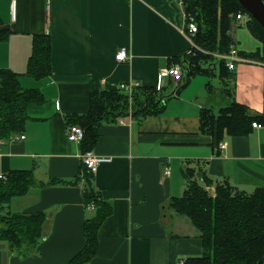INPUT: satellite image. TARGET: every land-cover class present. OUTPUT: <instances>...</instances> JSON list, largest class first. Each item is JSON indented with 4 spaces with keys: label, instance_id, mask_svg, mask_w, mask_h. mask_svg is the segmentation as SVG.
Segmentation results:
<instances>
[{
    "label": "crops",
    "instance_id": "crops-1",
    "mask_svg": "<svg viewBox=\"0 0 264 264\" xmlns=\"http://www.w3.org/2000/svg\"><path fill=\"white\" fill-rule=\"evenodd\" d=\"M12 1L0 0V28L9 31L0 38V68L20 73V85L38 89L42 101L27 106L21 130L0 136V174L31 170L39 182L10 197L5 211H42L47 218L38 247L20 252L0 238V264H67L85 245L84 221L95 213V206L86 205L88 188L112 211L84 264H180L201 255L199 231L171 201L184 193L186 169L204 174L212 195L216 183L224 181L245 192L264 188V123L245 133L224 130L219 138L200 129L203 108L217 115L229 103L221 92L225 81L236 102L264 115V61L237 62L224 71L211 60L201 62L210 69L200 71L205 78L200 87L195 73L186 76L191 41L181 0H14V17ZM244 24L232 23L234 45L245 52L261 50ZM242 32L252 45L241 42ZM41 33L49 36V71L25 74L33 35ZM120 48L127 50L124 61L115 58ZM176 62L182 64L183 79L178 87L164 79L157 95L166 96L161 112H128L99 122L91 149L110 158L88 178L79 155L86 141L68 140V125L90 110L94 93L122 83L138 84L135 90L155 87L158 71ZM222 142L225 147L219 148Z\"/></svg>",
    "mask_w": 264,
    "mask_h": 264
},
{
    "label": "trees",
    "instance_id": "trees-1",
    "mask_svg": "<svg viewBox=\"0 0 264 264\" xmlns=\"http://www.w3.org/2000/svg\"><path fill=\"white\" fill-rule=\"evenodd\" d=\"M185 12L195 17L198 31L194 36L195 43L203 48L195 55L187 56V76L196 72L209 70L202 63L210 61L213 67L225 69L224 61L217 59L209 52H228L234 45L229 33L238 12H244L249 18L244 22L251 35L264 43V29L238 2V0H181ZM264 1V0H263ZM197 2V3H196ZM3 22L0 19V26ZM9 31L0 28V38ZM219 34V36H218ZM239 54L254 60L264 61V44L260 48ZM210 58V59H209ZM50 63V41L48 34H34L32 51L28 59L25 74L40 76L48 73ZM222 73V72H221ZM230 77L227 73L221 76ZM20 73L8 68H0V136H8L11 132L23 128L28 118L27 106L30 103L42 101L38 89H24L19 82ZM178 90L177 88L175 89ZM155 87L143 88L141 94L133 97L135 109L130 111L117 110L122 96L128 102V95L121 89H105L94 93L91 98V108L86 114L70 124H79L85 135L82 142L91 148L94 142V130L102 119L114 118L131 112L143 116L157 114L164 108L165 98L157 96ZM222 94L230 98L229 103L220 108L217 115L211 109L203 108L200 113V129L211 135H219L226 130L231 134L245 133L252 122L264 123V115L251 114L247 107L236 102L229 94V89H221ZM169 94L167 97H170ZM117 108L111 111L109 106ZM259 122V123H261ZM261 123V124H262ZM87 131V132H86ZM81 142V143H82ZM84 166V165H83ZM85 168V167H84ZM88 178L91 173L86 171ZM185 170L187 185L183 195L173 198L171 207L189 217L202 239V253L191 256L180 264H264V188L258 187L252 192H245L227 181L216 183L214 194L206 188L209 179L203 174L189 173ZM202 181V182H201ZM204 183V184H203ZM31 170H14L0 178V238H4L13 248L25 252L32 247H38L43 237L46 214L42 211L11 214L5 211V204L14 195H22L31 186L38 185ZM206 184V185H205ZM86 205L93 203L95 213L84 221L83 233L85 245L76 252L67 264H84L95 253L97 231L112 207L102 199L98 192L87 190Z\"/></svg>",
    "mask_w": 264,
    "mask_h": 264
},
{
    "label": "built area",
    "instance_id": "built-area-1",
    "mask_svg": "<svg viewBox=\"0 0 264 264\" xmlns=\"http://www.w3.org/2000/svg\"><path fill=\"white\" fill-rule=\"evenodd\" d=\"M14 0L12 1L11 6V15L12 17L15 16V8H14ZM185 33L187 34V37L191 41V47L190 50L187 52L188 54L195 55V52L197 50L206 52L203 48L198 46L194 41V36L196 35L198 31V23L196 22V19L193 15L188 14L185 12ZM249 18V15L244 12H238L236 14L235 20H242L245 22ZM208 52V51H207ZM212 55H214L215 58L220 59L224 61L225 65H227L228 68L232 69L235 66V63L237 62H245V61H254L250 58L244 57L239 54V50L235 45H231L228 52L224 53H218V52H212ZM115 58L118 61H124L128 58L127 50L125 48H120L117 53L115 54ZM183 67L181 63H172L171 65H168L157 73V80L155 84V89L157 91H160L164 85V79L170 78L175 83V87H178L179 83L183 79ZM138 86V84H120L119 88L123 91L126 90L129 93L132 91L133 88ZM253 127H260L262 124L256 121H253L252 123ZM85 132L83 127H81L79 124H69L67 127V138L70 141L81 143L84 138ZM20 138H23L24 135L21 134L19 136ZM219 148L225 147V142L219 143ZM80 158L82 161V164L87 169L88 172L91 174L95 173L99 164H101L104 161L109 160L110 157L107 156H101L96 154L91 148H87L85 150H81L80 152ZM168 172V171H165ZM0 178L5 179L6 175L0 174ZM94 207L93 203L88 204V208L92 209ZM183 260H181L180 263H182Z\"/></svg>",
    "mask_w": 264,
    "mask_h": 264
},
{
    "label": "rangeland",
    "instance_id": "rangeland-1",
    "mask_svg": "<svg viewBox=\"0 0 264 264\" xmlns=\"http://www.w3.org/2000/svg\"><path fill=\"white\" fill-rule=\"evenodd\" d=\"M197 3V2H196ZM241 28V30L244 32V30H245V26L244 25H242V27H240ZM241 33L240 34V39H241V42L242 43H244L245 42V44H246V46H250V45H252V41H250V39H249V37L246 35V34H244V33ZM218 36H219V34H218ZM264 39V38H263ZM261 42V41H260ZM261 44H264V43H261ZM235 46L236 47H238L237 46V44H235ZM207 52V51H206ZM208 54H212V52H209ZM210 59V58H209ZM187 72H188V68L186 69V76H187ZM196 75H194L195 77H194V81H195V83L196 84H198L200 87H203L204 86V81H205V78H204V73H202V72H196L195 73ZM208 80L209 81H211V83L212 84H214V81H215V78H208ZM207 80V81H208ZM226 82V85H224L225 87H224V89L225 90H228V85H227V82L228 81H225ZM141 91L142 90H135V89H133L129 94L130 95H128V97H127V99H128V102L121 96L120 98H119V101L120 102H124L125 103V105H120L119 107H118V109L117 108H115V106L114 105H111L110 104V106H109V108H110V110L111 111H115L116 109L117 110H121V109H124V110H131V109H135V107H134V105H133V97L131 96V93H133V94H135L136 96H139V94H141ZM204 92H202L200 95H202ZM156 94L158 95V94H161V93H159V92H156ZM225 95V94H224ZM224 105H227L226 104V102L224 103ZM191 171L192 170H190V172L189 173H191ZM195 176V175H194ZM89 215H93V212L91 211V212H87V216H89Z\"/></svg>",
    "mask_w": 264,
    "mask_h": 264
},
{
    "label": "water",
    "instance_id": "water-1",
    "mask_svg": "<svg viewBox=\"0 0 264 264\" xmlns=\"http://www.w3.org/2000/svg\"><path fill=\"white\" fill-rule=\"evenodd\" d=\"M240 5L254 17L264 29V1L263 0H238Z\"/></svg>",
    "mask_w": 264,
    "mask_h": 264
}]
</instances>
